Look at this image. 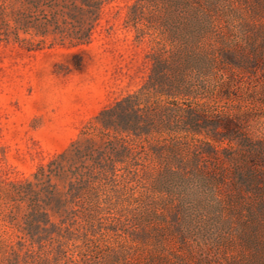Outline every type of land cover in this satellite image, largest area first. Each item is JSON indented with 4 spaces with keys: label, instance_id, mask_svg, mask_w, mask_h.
Instances as JSON below:
<instances>
[{
    "label": "rangeland",
    "instance_id": "rangeland-1",
    "mask_svg": "<svg viewBox=\"0 0 264 264\" xmlns=\"http://www.w3.org/2000/svg\"><path fill=\"white\" fill-rule=\"evenodd\" d=\"M19 9L0 0V264H23L28 229L44 237V251L53 237L70 235L82 247L68 246V256L102 264L121 245L130 248L118 264H264L263 156L220 153L229 180L219 191L179 183L163 190L165 135H106L94 118L136 87V67L151 47L256 56L245 92L264 88V0H100L97 21L81 16L96 31L81 49L47 47L60 44L64 18V33L52 25L42 35L43 16H30L37 27L24 31ZM38 43L44 48L19 45ZM73 52L81 69L69 60ZM247 133L264 146L263 109L252 111ZM84 233L94 239L83 246Z\"/></svg>",
    "mask_w": 264,
    "mask_h": 264
},
{
    "label": "trees",
    "instance_id": "trees-1",
    "mask_svg": "<svg viewBox=\"0 0 264 264\" xmlns=\"http://www.w3.org/2000/svg\"><path fill=\"white\" fill-rule=\"evenodd\" d=\"M14 1L20 4L17 14L19 22H23L21 29L24 31L37 27L34 21L30 25V16L42 15L45 19L42 35L47 32L46 26L54 25L55 29H60L58 17L64 18L62 23L67 28L65 33L64 28L60 29L64 33L60 44L47 47L81 49L95 39V26L93 23L85 25L81 16L87 12L95 15L92 22L97 21L100 0ZM47 10L52 12L49 18ZM36 13L39 15L34 16ZM191 23L200 30L197 26L200 22ZM66 39L68 43L64 42ZM19 45L26 50L44 48L39 43ZM68 56L74 69L82 68L78 53H69ZM259 63V58L246 54L224 52L220 57L213 54L201 57V53L191 50L175 55L163 48L151 47L136 67L141 72L136 87L114 97L94 118L106 135H110L109 132L134 138L165 135L160 140L162 143L170 142L171 155L159 174L161 189L166 190L170 183H179L184 190L202 187L219 191L229 180L226 170L220 165V153L225 156L226 152L237 149L250 152V158L264 157L263 144L247 133L252 111L255 108L264 110V88L257 92L250 89L246 93L248 83L243 78L248 69L255 68ZM224 67L228 69L227 74ZM127 141L125 137L119 140L122 144ZM122 148L129 150L126 145ZM152 150L159 152V149ZM43 216L46 217L45 214ZM46 232L52 234L53 230ZM27 234L29 239L19 243L21 248L25 247L23 264H88L89 261L91 264H102L100 259L77 260L68 256V246L82 247L70 244V235L53 237L52 245L44 251V237L35 229H28ZM83 235V246L85 242L92 243V236ZM129 248L127 245L118 246L112 253L110 264L126 261ZM49 252L50 259L47 258Z\"/></svg>",
    "mask_w": 264,
    "mask_h": 264
}]
</instances>
